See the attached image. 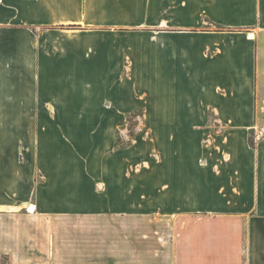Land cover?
Segmentation results:
<instances>
[{"label": "rangeland", "instance_id": "rangeland-1", "mask_svg": "<svg viewBox=\"0 0 264 264\" xmlns=\"http://www.w3.org/2000/svg\"><path fill=\"white\" fill-rule=\"evenodd\" d=\"M23 1L29 0L0 2V185L20 186L33 197L45 176L35 169L47 155L41 146L52 144L53 174L63 182L66 172L75 209L74 216L57 218L53 229L50 255L57 264H174L189 255L177 246L192 221L180 216L184 182L200 161L208 167L202 178H217L210 166L221 168L227 160L224 131L243 122L219 120L229 112L231 90L210 84L216 73L198 74L208 82L195 88L193 74L173 58L208 64L217 48L199 36L222 29L197 24L204 10L188 12L177 0L155 9L147 0H57L65 4L57 10L48 6L54 1L40 0L45 8L38 1L39 9H23ZM163 33L171 36L165 55ZM87 50L95 53L89 61ZM61 66L80 76L72 83L89 86L90 99L100 103L17 104L18 87L32 84L28 76ZM49 110L70 117L46 120ZM263 133L254 127L250 141ZM34 251L26 250L27 256Z\"/></svg>", "mask_w": 264, "mask_h": 264}, {"label": "crops", "instance_id": "crops-1", "mask_svg": "<svg viewBox=\"0 0 264 264\" xmlns=\"http://www.w3.org/2000/svg\"><path fill=\"white\" fill-rule=\"evenodd\" d=\"M38 1L40 7L45 8L40 0L23 1L22 8L39 9ZM49 1L55 3H48L51 8H64L65 4H59L57 0ZM170 1L147 0L146 7L155 9L162 3L166 8ZM177 1H183L184 5L179 8L188 12L204 10L203 16L195 21L197 24L210 23L222 30L205 31L199 36L208 40L207 47L217 48L208 64L192 66L180 57L173 58V62L177 61L184 71L193 74L195 88L201 87L203 82L198 74L209 72L213 76L216 73V77H210V84L218 83L219 87L231 90L225 102L230 105L229 112H221L219 120L243 123L241 128L224 131L227 140L222 147L227 160L221 168L210 166L211 171L217 169V178H202V170L208 167L207 161H200L194 168L193 179L184 182L185 208L180 216L192 217V221L185 226L177 246L182 251L183 245V251L190 254L179 256L174 264H264V133L256 143L249 139V131L254 127L264 130V0ZM166 18L169 17L161 20L162 25L169 23ZM167 33L160 34L163 55L170 47L171 36ZM194 48L198 50L197 45ZM94 54L87 50L84 56L89 61ZM60 68L62 70L58 71L44 67L40 68L43 71L35 70L28 76L32 80L31 86L27 89L18 87L17 104L100 103L98 98L96 101L90 99L89 86L72 83L80 81V76L73 78L66 67ZM78 72H81L80 67ZM75 115L82 118L81 114ZM43 116L46 120L70 117L68 113L50 110ZM185 117L190 121L198 119L197 116ZM52 146H41L40 152L47 155L42 156L43 161H38L35 169L43 171L45 176L41 185L35 186L33 197H27L20 186L0 185V264H57L56 256L50 255L53 229H56L57 218L74 216L75 209L73 191H67L65 187L68 184L66 172L61 173L63 182H58L53 174L57 162L50 159V153L55 152ZM21 165L26 168L24 162ZM19 179L24 182V172L19 173ZM30 203L36 207L33 212L27 210ZM80 212L89 214L88 211ZM26 250L34 251V256H27ZM41 251L49 255L43 257Z\"/></svg>", "mask_w": 264, "mask_h": 264}, {"label": "bare ground", "instance_id": "bare-ground-1", "mask_svg": "<svg viewBox=\"0 0 264 264\" xmlns=\"http://www.w3.org/2000/svg\"><path fill=\"white\" fill-rule=\"evenodd\" d=\"M35 209H36V207L34 205H31L30 211L33 212V211H35Z\"/></svg>", "mask_w": 264, "mask_h": 264}]
</instances>
